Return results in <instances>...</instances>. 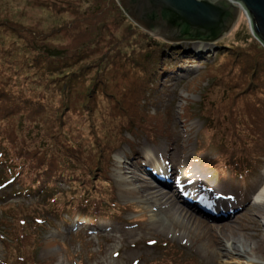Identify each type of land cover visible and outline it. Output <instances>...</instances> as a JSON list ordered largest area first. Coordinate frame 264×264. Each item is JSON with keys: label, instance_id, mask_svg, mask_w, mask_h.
<instances>
[{"label": "rangeland", "instance_id": "1", "mask_svg": "<svg viewBox=\"0 0 264 264\" xmlns=\"http://www.w3.org/2000/svg\"><path fill=\"white\" fill-rule=\"evenodd\" d=\"M89 7L90 0H0V73L10 70L8 73L12 79L17 75H27L24 79L27 84L34 81L35 77L32 71L30 73V68L26 67L27 64L37 56L41 59L45 52L43 49L62 51L66 55L64 60L59 59L55 63L66 61L59 66L64 70L62 73H55L59 74V80H52L50 84L58 82L56 85L63 87L61 83H66L69 79H63L62 75L78 68L79 71L76 74L73 72L75 77L68 86L71 90L59 93L57 90L47 92L38 89L44 95L46 105L53 109L46 117L41 118V122L47 124L49 130L53 126L54 131L61 132L59 138L64 139V146H81L87 153L97 148L95 142L99 143L97 136L103 124L101 122L108 120L106 114L117 110L121 106L118 104H123L122 101L131 96L130 87L132 89L135 80L131 74L124 73V68L129 65L137 44L142 46L141 33L130 28V36L125 37L124 41L120 40L121 30L128 26L126 20L116 31L110 27L105 28L109 32L98 29L87 32L88 27L94 29L90 21L98 24L97 15L89 17V21L86 19L88 15L83 16ZM107 13L111 14L109 10ZM148 36L155 38L150 34ZM254 43L259 44L251 34L247 19L239 16L232 31L209 45L205 52V49L198 52L187 44H181L170 45L172 48L162 53L167 63L161 64L163 73L154 80L157 88L146 109L151 112L156 108L162 114L161 121L168 131V137L159 134L153 140L147 139V142L142 133L132 135L127 130L123 132V138L137 144L139 149L136 148L137 158L129 157L127 154L131 151L122 143L111 154L108 173L113 189L111 202L124 206V213L120 218L116 217L118 212L114 214L115 209L107 208L104 204L106 211H103L107 216L97 217L99 213L95 212V208H91L88 213L56 214L60 202L73 194L87 192L94 200L93 203L97 204L103 203L102 199L112 198L104 182H94L92 186L81 188L73 183L43 187L41 190L36 187L24 194L19 193L20 187L17 185L5 184L8 168L12 166L10 156L20 154L16 143L21 141L24 147L20 149L28 152L42 138L38 136L35 126L33 130L30 127L34 117L33 110L29 112V109L22 108L16 116L12 115L14 112L10 108L7 113L0 112V128L4 131L1 139L3 149L0 146V150L5 152L4 158H0V261L7 256L15 263V253L6 251L3 246V239L8 241L3 232L6 226H18V220L25 219L33 227L32 232L39 233L35 261L48 264H166L159 260L164 254L163 249L174 251L177 261L189 259L195 264H264V250L250 256L242 252L243 249L249 250L258 244L264 231V215L259 208L264 201L257 204L259 206L254 205V196L264 187V156L258 170L244 179L242 184L239 179H226L225 183H221L215 180V169L209 170L206 165L216 157L213 150L210 146L204 151L199 150L196 142L198 139L199 144L202 140L199 136L205 126L204 119L200 115L189 119L181 118L185 106L191 105L193 108V105L201 103L205 90L211 84L210 100L223 101L222 103L247 92L255 77V60L251 61L246 56L250 54L249 48ZM237 50V56L230 52L236 53ZM51 53L52 50L49 54ZM76 54L81 55L74 56ZM70 55L75 58L73 65H69L66 58ZM46 59L50 60L47 55ZM245 60H250L247 66ZM81 67L85 69L80 70ZM85 70L87 71L82 73ZM35 73L39 74L37 71ZM55 74L48 77H55ZM41 80L47 81L43 78ZM20 88L23 86L16 85L9 91L15 95ZM98 88L105 89V96H108H96ZM259 91L264 94L263 90ZM24 94H29V91ZM133 121L134 119L131 122ZM108 137H105L102 144ZM152 147L161 152L167 147L172 150L173 156L170 159L174 162L173 174L168 170L170 164H165L158 158L159 168L162 166L170 172L172 185L178 184L179 171L191 161V168L200 166L212 181L206 185L210 190L201 193L210 195L214 185L212 188L216 189L214 191L217 196L228 197L237 207L230 215L220 217L218 211L212 210L211 206L208 209H197L198 205L191 200L180 202L176 197L180 195V188L162 189L170 191L175 208L189 211L192 216L186 221L175 211L165 209L166 205L158 206L149 202L140 187L150 184V181L153 184L150 173L145 170H149L146 166L148 162L142 158L144 153L147 156L154 155ZM45 153L49 155L50 151L45 150ZM123 154V161L130 168H124V165L118 168L114 158ZM52 158L58 159L55 155ZM91 159L93 158L86 159L87 165L91 163ZM116 176L119 180L123 178L126 185L119 186ZM130 189L137 194L127 197ZM62 216L63 219L60 220L59 217ZM35 217H39L43 223H35ZM180 219L186 227L173 223ZM25 229H28V225ZM233 242L236 244H232ZM163 243H167V246L161 248ZM224 245L230 249L228 253L223 251ZM7 252L12 253L13 257L7 255ZM215 252L225 254L226 257H217ZM170 260L168 257L166 262ZM173 261L174 259L169 263Z\"/></svg>", "mask_w": 264, "mask_h": 264}, {"label": "trees", "instance_id": "2", "mask_svg": "<svg viewBox=\"0 0 264 264\" xmlns=\"http://www.w3.org/2000/svg\"><path fill=\"white\" fill-rule=\"evenodd\" d=\"M90 3L91 7L88 8L87 12H84L83 16L86 17L88 15L86 19L89 21V17L97 15L98 24L96 25L90 21L89 23L94 29L88 27L87 32L91 33L96 29L109 32L105 28L110 27L116 31L119 29L120 24L126 20L128 23L127 30L122 28L120 40L124 41L125 37L130 36L128 34L130 32L128 30L130 29L141 33L142 46L140 47L137 44V49H134L135 51L130 59L131 64L129 63L124 68V73L131 74L135 80L132 89L130 87L131 96L124 99L122 101L123 104H118L121 106H118L117 110L106 114L108 120L101 122L103 124L99 128L97 141L102 144L105 137H108L109 134L110 136L102 145L95 142L97 148L87 153L81 149V146H72L70 148L64 146L62 142L64 139L59 138L61 132L54 131L55 127L53 126L49 130V126L41 122V118L46 117L53 109L46 105V100L43 98L44 95L38 89L47 92L57 90L59 93H64V90H71V87L69 88L68 86L70 81L75 77L73 72L76 74V71H79L78 68L62 75L63 79L67 77L69 79L66 83H61L64 85L63 87L57 86L58 82H55L54 85L50 84L52 80H59V74L56 75L55 73H62L64 70V68L59 66L64 65L66 61L60 62V64L55 63L66 56L63 55L62 51L43 49L45 52L41 59L37 56L34 58V61L27 64L26 67L30 68V73L32 71V75L35 76L34 81H30L27 84L24 82L27 75H21V77L17 75L12 79L10 78V73H8L11 72L10 70L7 69L3 73H0V112L7 113V110L10 108V111L14 112L12 115L16 116L22 108L29 109V112L33 110L34 117L31 119V125L28 124L32 130L35 126L38 136L42 138L40 142L34 143L33 150L24 151L26 152L25 154L20 149L24 147L23 144L21 141H18L16 148L20 150V154L10 156L12 166L8 168L9 172L6 177L8 179H6L5 184L17 185L20 187L19 193H29L36 187L38 190H41L43 187L52 188V186L63 183H73L81 188L92 186L94 182L97 184L104 182L108 186L107 190L110 191L112 196L113 189L110 186L111 183L108 175L111 154L122 143L131 145V142L123 138V132L127 130L132 135L142 133L149 140H153L154 136L159 134L168 137V131L161 121L162 114L157 111L158 109H155L156 115L154 113L148 114L149 111L146 109V106L151 104V100H153L152 96L157 88L155 87L154 80L157 77L160 78L163 73L161 64L166 59H164L162 53L172 47L163 43L158 38L152 39L148 34L143 33V31L133 25L123 15V12L114 0H90ZM106 8L110 11V15L107 13L108 10H105ZM113 18L114 20H112ZM50 50H52L51 54H49ZM249 50L251 52L246 57H249L251 61L255 60V63H253L255 65L253 68L255 70V77L249 86L250 90L248 89L244 95H236L229 102H225V100L222 103L223 101L210 100L211 84L205 90L201 103L193 105V108L191 105L185 106L181 114V118L185 119H189L195 115H200L204 119L205 126H203L202 133L199 136L202 138L199 146L201 149H206L210 146L213 150L216 157L211 160V164L218 177L223 180L249 177L255 170H258L261 158L264 156V94L259 91H264V49L259 44L254 43ZM230 52L233 55H239V50L236 53ZM46 55L50 60L46 59ZM79 55L81 54L74 56ZM66 58H68L69 65L74 64L75 58L72 55ZM245 61V65L247 66L250 60ZM129 67L132 69L129 70ZM83 69L85 67L80 68V70ZM36 71L39 73L38 75H36ZM51 74H55V77H48ZM82 77H85V75H82ZM42 78L47 81H42ZM16 85L19 87L23 86L24 89L20 88L15 95H12V91L9 90L14 89ZM27 91H29V94H24ZM95 93L98 97H102L103 95L104 97L108 96H105L106 92L103 88H98ZM54 118L56 119L57 117L54 115ZM133 119L134 121L131 122ZM3 133L4 131L0 128V146L3 141L1 140ZM210 137L212 139L209 140ZM2 149L0 150V158H4L5 154ZM45 150H49L50 154H46ZM54 155L58 159L61 158V161L52 158ZM87 158H93L90 160L91 163L89 165L85 162ZM112 199L113 196L110 199H102L103 203L97 204L93 203L94 200L91 199L90 194L87 192L73 194L60 202L56 214L59 216L66 213L73 215L88 213L91 211V208H95V212L99 213L96 215L97 217L99 215L107 216L104 212L106 211L103 206L104 204L107 208L115 209L114 214L118 212L116 217L120 218L121 214L124 213V206L114 205V202H111ZM59 219L62 220L63 216L59 217ZM35 220L37 224L43 223L39 217H35ZM17 225L14 227L6 226L3 232L4 238L8 239L7 242L3 239V246L6 251L15 253L16 261L13 263L6 256L0 261V264H48L35 261L34 259L39 233L32 232L33 227L25 219L18 220ZM26 225H28L27 230L25 229ZM165 246H167V243L160 245L161 248ZM163 250L164 254L161 255L159 260L166 264L172 259L174 261L169 264H195L189 259L177 261L178 259H176L174 251ZM9 252H7V255L13 257L12 253ZM168 257L171 260L166 262Z\"/></svg>", "mask_w": 264, "mask_h": 264}, {"label": "water", "instance_id": "3", "mask_svg": "<svg viewBox=\"0 0 264 264\" xmlns=\"http://www.w3.org/2000/svg\"><path fill=\"white\" fill-rule=\"evenodd\" d=\"M127 19L167 45H213L240 13L264 49V0H115Z\"/></svg>", "mask_w": 264, "mask_h": 264}, {"label": "bare ground", "instance_id": "4", "mask_svg": "<svg viewBox=\"0 0 264 264\" xmlns=\"http://www.w3.org/2000/svg\"><path fill=\"white\" fill-rule=\"evenodd\" d=\"M240 18L246 19V16L243 13V11L240 13ZM189 46H190V48L193 47V49L195 51H198V52H199V50H201L200 52H202L205 49L204 50V52H205V51H207L206 48H208L209 45L207 46V45H203V44H198V45H194V46H192V45H189ZM149 113H150V111L148 112V114ZM153 113H155V109H154ZM131 146H132V144L130 145V147ZM140 149H141V147H140ZM152 150H153L152 154H154V155L147 156L144 153V154H142V156H143V159H145V161L148 162L147 167L149 169L153 170V172L155 173V175H150L153 184L150 181V184L141 186L140 188L142 190H140V191L144 194L145 198L148 199L149 202H152L158 206L159 205H166L165 207H167V208H165V209L175 211V213L179 214L183 218V220H186V221L190 220L192 215L189 213V211L188 210L184 211L183 209H180L178 207L175 208V206H174L175 202L172 199L173 196L170 195V191H163V190H166L165 188L169 189L172 186V184L170 183V176H171L170 172L174 171V165H173L174 162L172 159H170L173 156L172 150L170 149V147L169 148L167 147V149H165V151H163V152H161L157 149H154V147H152ZM158 153H160V154L157 155ZM124 157H125L124 154H123V156H115L114 160H115L116 164L118 163V168H120L122 165H124V168L125 167L130 168L129 165L127 164V162L123 161ZM158 158H161L162 161L165 162V164H170L169 165L170 169H168V170H170V172H168L167 170L164 171L163 167L159 168L160 161ZM189 163H191V161H188L184 165L183 173H182V177L184 174L183 178L186 179L184 182L186 184V187L190 183L193 185L194 182L197 181L196 175L194 173V169L189 166ZM116 179L118 180L119 186L120 185H126V184H124L123 178H122V180H119V177L116 176ZM197 182H198V184H197ZM197 182H195L198 185V186L196 185V188H198V189L200 188V190L203 189V185L200 183V181H197ZM194 187H195V184H194ZM211 189H213L212 192L214 194L211 193L210 195L206 196L205 194H203L199 191H196L195 197L206 200L207 201L206 209H208V206H211L212 210L218 211V216L226 217V216L230 215V213L237 207L236 203L233 204L232 201L224 195L223 196L220 195L221 197H218L214 191L216 189L215 188H211ZM129 191L126 195L127 197L137 194L132 189H130ZM184 191H186V190H184ZM221 198L223 201H221ZM195 200H196V198H195ZM254 200H255V203H254L255 206H259L264 201V187H262V189L254 196ZM257 204H259V205H257ZM259 208H260V211L262 212V214L264 215V204H261V206H259ZM197 209H199V208H197ZM222 220L227 221L226 219H223V218H222ZM173 223L174 224H180L181 226L186 227V225H184V223L181 219L177 220V221L174 220ZM258 240H259L258 244L253 245L252 247L249 248V250L247 248H246L247 250L243 249L242 252L244 254H246L247 256H250L251 254H256V252H258V251L264 250V231L262 232V234L260 235V238ZM232 244H236V243L233 242ZM223 247H224L223 251L225 253H228L230 249L227 247V245H224ZM237 247H239V246H237ZM232 249L236 250L235 248H232ZM214 254L217 257H222V258L226 257L225 254H222L220 252L219 253L215 252ZM253 264H254V262H253Z\"/></svg>", "mask_w": 264, "mask_h": 264}]
</instances>
